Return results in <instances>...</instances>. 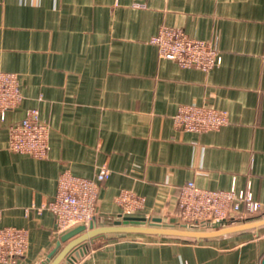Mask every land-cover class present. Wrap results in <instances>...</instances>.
Listing matches in <instances>:
<instances>
[{
  "label": "crops",
  "instance_id": "0c3cea01",
  "mask_svg": "<svg viewBox=\"0 0 264 264\" xmlns=\"http://www.w3.org/2000/svg\"><path fill=\"white\" fill-rule=\"evenodd\" d=\"M161 26L213 43L220 64L205 73L160 59L151 38ZM0 71L17 74L23 97L0 121V228L28 233L25 255L0 264H47L66 243L42 209L64 171L88 179L109 171L96 225L120 216L121 190L144 198L135 217L172 225L189 181L247 189L264 216V0H0ZM180 105L224 111L228 124L178 130ZM31 108L49 126L43 159L7 147L8 126ZM98 242L66 264H260L264 256V228L203 241Z\"/></svg>",
  "mask_w": 264,
  "mask_h": 264
},
{
  "label": "built area",
  "instance_id": "2783aa9c",
  "mask_svg": "<svg viewBox=\"0 0 264 264\" xmlns=\"http://www.w3.org/2000/svg\"><path fill=\"white\" fill-rule=\"evenodd\" d=\"M165 1V0H164ZM151 43L156 46L160 59L175 62L181 68L209 72L221 62L213 43L192 39L181 28L161 26ZM18 76L0 71V121L7 112L22 102ZM176 129L191 133L217 131L228 124L224 111L197 105H180L172 117ZM49 126L41 121L36 108L27 110L24 118L8 126V150L35 159L46 157ZM109 171L101 167L92 178L77 177L62 172L56 185L54 198L43 205L54 217L55 232L63 235L71 229L94 223L96 205L102 183ZM120 216H134L142 211L144 198L129 190H121L115 198ZM246 190L201 189L192 181L179 188L176 200V219L191 227L231 223L254 217L261 211ZM27 230L15 227L0 228V263H15L27 251Z\"/></svg>",
  "mask_w": 264,
  "mask_h": 264
},
{
  "label": "water",
  "instance_id": "95a60500",
  "mask_svg": "<svg viewBox=\"0 0 264 264\" xmlns=\"http://www.w3.org/2000/svg\"><path fill=\"white\" fill-rule=\"evenodd\" d=\"M264 228V216L248 220L215 223L212 226L187 227L179 225H166L153 223L151 221L134 220L121 222H111L96 226L90 223L88 227L78 226L62 235L61 239L67 241L51 258L47 264H63L67 258L82 246L109 236H151V237H168L181 240L203 241L213 240L223 237L244 234L249 232H258ZM264 264V256L261 263Z\"/></svg>",
  "mask_w": 264,
  "mask_h": 264
},
{
  "label": "rangeland",
  "instance_id": "374dc122",
  "mask_svg": "<svg viewBox=\"0 0 264 264\" xmlns=\"http://www.w3.org/2000/svg\"><path fill=\"white\" fill-rule=\"evenodd\" d=\"M258 215H259V214H258ZM258 215H255V218H256ZM252 218H254V217H252ZM140 219H142L143 221L148 220V221H151V222H153V223H157V222H162V221H164V220H161V219L152 220V219L143 218V217H142V218H138V217H135V216H119L117 219H115V220H113V221H115V222H116V221L121 222V221H123V220H126V221H134V220H140ZM166 223H170V224H172V225H179V226H187V227H191V226H189V225H185V224L181 223L178 219H175V220H173V221H168V220H166ZM94 225H96V224L94 223ZM96 226H99V225H96ZM103 239H104V238H103ZM98 241H99V240H96V241H94V242H91L90 244H88L89 247H90V246H93V245H95V244H97V243H99ZM101 241H103V240H101ZM84 248H86V247L84 246L83 248H80V249H77L76 251H74V252L71 254V256H70L69 258H67V260L65 261L64 264L68 263V261H69L70 259H72V257H75V256H77L79 253H81V252L83 251Z\"/></svg>",
  "mask_w": 264,
  "mask_h": 264
},
{
  "label": "bare ground",
  "instance_id": "6f19581e",
  "mask_svg": "<svg viewBox=\"0 0 264 264\" xmlns=\"http://www.w3.org/2000/svg\"><path fill=\"white\" fill-rule=\"evenodd\" d=\"M157 223H160V224H161V222H157ZM72 238H73V236L67 238L66 240H63L62 243L67 242V241H69V240L72 239ZM60 245H61V244H59L58 247H57L56 249H58V248L60 247ZM87 245H88V244H87ZM87 245H86V246H87ZM82 247H84V246H82ZM82 247H81V248H82ZM56 249H55L53 252L50 253V255L48 256V259H50V257L56 252ZM79 249H80V248H79ZM70 256H71V255H70ZM70 256H69V257H70ZM69 257H68V258H69ZM43 264H45V263H43Z\"/></svg>",
  "mask_w": 264,
  "mask_h": 264
}]
</instances>
